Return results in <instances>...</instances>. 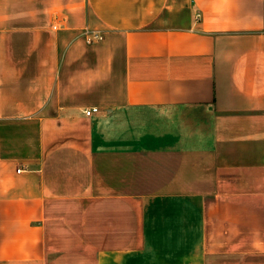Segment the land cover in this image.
<instances>
[{
    "label": "crops",
    "instance_id": "obj_1",
    "mask_svg": "<svg viewBox=\"0 0 264 264\" xmlns=\"http://www.w3.org/2000/svg\"><path fill=\"white\" fill-rule=\"evenodd\" d=\"M0 264H264V0H0Z\"/></svg>",
    "mask_w": 264,
    "mask_h": 264
},
{
    "label": "built area",
    "instance_id": "obj_2",
    "mask_svg": "<svg viewBox=\"0 0 264 264\" xmlns=\"http://www.w3.org/2000/svg\"><path fill=\"white\" fill-rule=\"evenodd\" d=\"M83 33L86 36V40L88 42H94V41H97L98 39H100V33L97 30L85 29ZM97 111H98V108L96 106H94V107H91V108L84 110V113L86 115L90 116L91 114H93Z\"/></svg>",
    "mask_w": 264,
    "mask_h": 264
}]
</instances>
